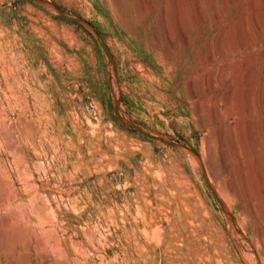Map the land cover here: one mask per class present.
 Instances as JSON below:
<instances>
[{
	"label": "rangeland",
	"instance_id": "obj_1",
	"mask_svg": "<svg viewBox=\"0 0 264 264\" xmlns=\"http://www.w3.org/2000/svg\"><path fill=\"white\" fill-rule=\"evenodd\" d=\"M138 1L0 0V264H264V38Z\"/></svg>",
	"mask_w": 264,
	"mask_h": 264
},
{
	"label": "bare ground",
	"instance_id": "obj_2",
	"mask_svg": "<svg viewBox=\"0 0 264 264\" xmlns=\"http://www.w3.org/2000/svg\"><path fill=\"white\" fill-rule=\"evenodd\" d=\"M145 0H142V1H138V2H140L139 4H138V6H137V13L139 14V15H142L144 12H146L145 10L148 8L147 7V5H146V3L144 2ZM150 1V0H149ZM153 0H151L150 2H152ZM166 1H168V0H166ZM175 1H178V0H175ZM180 1V0H179ZM213 0H211V2H212ZM169 2H171L170 0H169ZM173 2V1H172ZM230 2V0H225V3L221 6V8H219V9H217L216 10V12H215V16H214V18H215V20L216 21H218L219 19H220V15H222V13L220 14V12H222L223 11V9H224V7L227 5V3H229ZM244 2H246V3H244ZM243 2V0H241V5H243L242 6V10H241V14H240V16H239V18H240V21L241 22H243L242 24H245L247 21H249V19H253L254 20V26L253 27H255L256 28V31H258L259 33H261L262 34V36H263V38H264V0H245ZM168 3V2H167ZM175 3V5H177V7H178V3L177 2H174ZM192 3H193V7L192 8H194V15H195V19H196V23H197V25H202V23H203V17L204 16H202L203 14H202V8H200V5H199V2H198V0H192ZM150 4V3H149ZM237 4V3H236ZM153 6V5H152ZM167 6H169V5H167ZM167 6L165 5V6H158L157 7V10H156V14H157V19H156V21H157V25L160 27L159 29H161V27H162V25L167 21V17H168V15L170 14H168V11H167ZM176 7V8H177ZM227 7V6H226ZM237 7V6H236ZM178 8H180V7H178ZM155 9H156V7H155ZM168 10H171L170 8H168ZM170 12V11H169ZM193 15V16H194ZM140 18V17H139ZM237 20V19H236ZM245 22V23H244ZM167 23V22H166ZM183 21H182V19H180L179 20V24L181 25V37H182V39L184 40L185 39V34H187V33H185L184 34V31H186L185 30V26H183ZM156 25V26H157ZM185 25V24H184ZM167 26H169L168 24H167ZM230 27V26H229ZM169 28V27H168ZM248 28V27H247ZM187 29V28H186ZM232 29V28H231ZM168 30V29H167ZM248 30V29H247ZM159 32V31H158ZM164 32H165V30H164ZM168 32H169V30H168ZM257 33V32H256ZM162 34V33H161ZM165 34H166V32H165ZM165 34H164V37L165 38H167V36H165ZM169 38H170V34H169ZM168 39V38H167ZM167 39L165 40V42H168L167 41ZM253 39V38H252ZM251 39V40H252ZM170 42H171V38H170V40H169ZM181 41V40H180ZM248 42V41H247ZM252 42H253V40H252ZM251 42V43H252ZM255 42V41H254ZM258 42V41H257ZM247 45V44H246ZM253 45V44H252ZM205 46V45H204ZM207 46V45H206ZM205 46V47H206ZM245 46V45H244ZM250 46H251V44H250ZM243 47V46H242ZM247 47V46H246ZM252 47V46H251ZM245 49V48H244ZM243 49V50H244ZM242 50V49H241ZM259 51H261L260 52V54H261V57H260V61H259V64H257V65H260L259 67H260V75H262L263 76V79L261 78V80H263V81H261L262 83V85H261V88L259 89V91L261 92V96H259L260 98H262V100H264V46L262 47V49H260ZM240 53V52H239ZM206 54H208V53H206ZM209 55V54H208ZM208 55H203V57H204V62H203V64L205 65V66H208L209 64H210V56H208ZM251 59H254V58H251ZM257 60V59H256ZM213 61V60H212ZM251 62H253L252 60H251ZM255 62V61H254ZM202 64V63H201ZM202 64V65H203ZM222 65V64H221ZM222 67V66H221ZM224 67V66H223ZM259 67H258V69H259ZM257 69V68H256ZM255 69V70H256ZM219 72V71H218ZM215 73V72H214ZM254 74V73H253ZM218 75H219V73H218ZM210 76H211V74H210ZM215 76V75H214ZM212 77V76H211ZM254 77V76H253ZM200 78V77H199ZM259 78V77H258ZM226 79H227V77H226ZM225 79V80H226ZM192 80V79H191ZM190 80V81H191ZM231 80V79H230ZM199 81V80H198ZM204 81V80H203ZM217 81H219V80H217ZM212 78H210V77H207L206 79H205V85H206V88H207V90L208 91H210L211 90V84H212ZM193 82L191 81V86L193 87V89H194V92L197 94V92L196 91H198V89L196 88L197 86L196 85H193L192 84ZM199 83V82H198ZM201 83H202V81H201ZM200 83V84H201ZM189 84V83H188ZM202 84H204V83H202ZM202 84H201V86H202ZM222 84V83H221ZM259 84V83H258ZM189 87H190V85H189ZM188 87V88H189ZM204 87V86H203ZM195 88L197 89L196 91H195ZM205 88V89H206ZM258 89V88H257ZM206 90V91H207ZM207 91V92H208ZM193 92V93H194ZM194 93V94H195ZM259 95V94H258ZM229 98V97H228ZM261 100V99H260ZM261 100V101H262ZM261 103H264V102H261ZM260 103V104H261ZM262 106H264V105H262ZM204 108V107H203ZM263 108V112H264V107H262ZM199 108H197V110H198ZM201 109V108H200ZM199 111L201 112V110H198V113H199ZM203 112V111H202ZM209 113V112H208ZM213 113V117H217V115L215 116V113H216V111L215 112H212ZM219 113V112H218ZM200 115H202L201 113H199ZM234 115V114H233ZM207 117V116H206ZM208 119V118H207ZM262 119V118H261ZM207 121V120H206ZM212 122V121H211ZM239 122V121H238ZM261 122V121H260ZM201 123V122H200ZM240 123V122H239ZM222 124V123H221ZM260 125H262L261 127L263 128V130H264V119H263V121H262V124H260ZM203 127V126H202ZM220 129V128H219ZM220 131V130H219ZM218 133V132H217Z\"/></svg>",
	"mask_w": 264,
	"mask_h": 264
}]
</instances>
